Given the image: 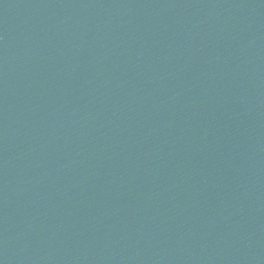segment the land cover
Returning <instances> with one entry per match:
<instances>
[{
    "label": "water",
    "instance_id": "95a60500",
    "mask_svg": "<svg viewBox=\"0 0 264 264\" xmlns=\"http://www.w3.org/2000/svg\"><path fill=\"white\" fill-rule=\"evenodd\" d=\"M0 264H264V0H0Z\"/></svg>",
    "mask_w": 264,
    "mask_h": 264
}]
</instances>
